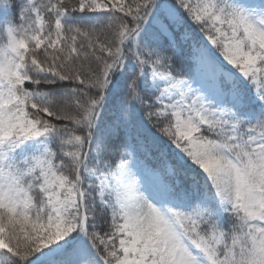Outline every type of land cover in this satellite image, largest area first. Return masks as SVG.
I'll return each mask as SVG.
<instances>
[{
    "label": "snow or ice",
    "instance_id": "snow-or-ice-1",
    "mask_svg": "<svg viewBox=\"0 0 264 264\" xmlns=\"http://www.w3.org/2000/svg\"><path fill=\"white\" fill-rule=\"evenodd\" d=\"M0 264H264V0H0Z\"/></svg>",
    "mask_w": 264,
    "mask_h": 264
}]
</instances>
